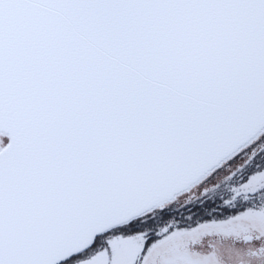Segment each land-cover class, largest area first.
I'll return each mask as SVG.
<instances>
[{"label":"snow or ice","instance_id":"1","mask_svg":"<svg viewBox=\"0 0 264 264\" xmlns=\"http://www.w3.org/2000/svg\"><path fill=\"white\" fill-rule=\"evenodd\" d=\"M0 264H264V0H0Z\"/></svg>","mask_w":264,"mask_h":264}]
</instances>
